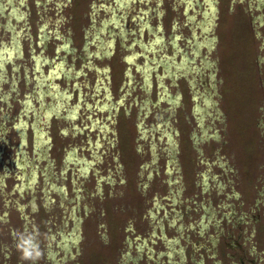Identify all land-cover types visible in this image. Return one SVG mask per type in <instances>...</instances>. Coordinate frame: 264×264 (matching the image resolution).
I'll use <instances>...</instances> for the list:
<instances>
[{
  "label": "rangeland",
  "instance_id": "1",
  "mask_svg": "<svg viewBox=\"0 0 264 264\" xmlns=\"http://www.w3.org/2000/svg\"><path fill=\"white\" fill-rule=\"evenodd\" d=\"M264 264V0H0V264Z\"/></svg>",
  "mask_w": 264,
  "mask_h": 264
},
{
  "label": "clouds",
  "instance_id": "2",
  "mask_svg": "<svg viewBox=\"0 0 264 264\" xmlns=\"http://www.w3.org/2000/svg\"><path fill=\"white\" fill-rule=\"evenodd\" d=\"M40 231L33 226L32 230L25 229L17 232L15 236V248L19 257L26 264H37L43 257V251L40 243Z\"/></svg>",
  "mask_w": 264,
  "mask_h": 264
}]
</instances>
